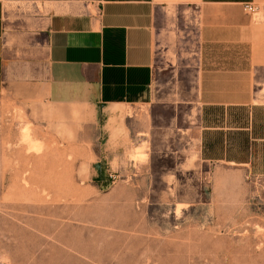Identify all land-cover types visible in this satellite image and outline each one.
Returning <instances> with one entry per match:
<instances>
[{"label": "rangeland", "instance_id": "obj_1", "mask_svg": "<svg viewBox=\"0 0 264 264\" xmlns=\"http://www.w3.org/2000/svg\"><path fill=\"white\" fill-rule=\"evenodd\" d=\"M247 15L260 37L242 62L264 63V8ZM199 19L192 7L164 11L154 101L192 97L183 70ZM169 107L95 119L0 95V264H264V168L186 160L173 149L187 107L173 121Z\"/></svg>", "mask_w": 264, "mask_h": 264}, {"label": "crops", "instance_id": "obj_2", "mask_svg": "<svg viewBox=\"0 0 264 264\" xmlns=\"http://www.w3.org/2000/svg\"><path fill=\"white\" fill-rule=\"evenodd\" d=\"M179 6L200 13L196 59L183 70L192 97L154 101L156 27ZM245 6L264 0H0V95L83 107L95 119L150 105L170 106L173 121L185 106L175 152L204 166L264 168V63L242 62L243 45L260 37Z\"/></svg>", "mask_w": 264, "mask_h": 264}, {"label": "built area", "instance_id": "obj_3", "mask_svg": "<svg viewBox=\"0 0 264 264\" xmlns=\"http://www.w3.org/2000/svg\"><path fill=\"white\" fill-rule=\"evenodd\" d=\"M256 8L250 7V6H245V11L247 13H253L255 12Z\"/></svg>", "mask_w": 264, "mask_h": 264}, {"label": "bare ground", "instance_id": "obj_4", "mask_svg": "<svg viewBox=\"0 0 264 264\" xmlns=\"http://www.w3.org/2000/svg\"><path fill=\"white\" fill-rule=\"evenodd\" d=\"M32 145V144H31ZM31 150V149H30ZM16 179V178H15Z\"/></svg>", "mask_w": 264, "mask_h": 264}, {"label": "trees", "instance_id": "obj_5", "mask_svg": "<svg viewBox=\"0 0 264 264\" xmlns=\"http://www.w3.org/2000/svg\"><path fill=\"white\" fill-rule=\"evenodd\" d=\"M104 186H106V185H104Z\"/></svg>", "mask_w": 264, "mask_h": 264}]
</instances>
